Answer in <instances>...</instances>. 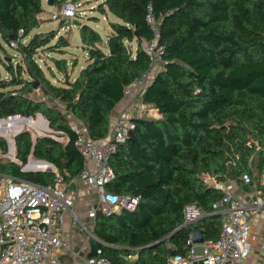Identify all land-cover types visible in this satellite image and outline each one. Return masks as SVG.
<instances>
[{"label": "trees", "instance_id": "16d2710c", "mask_svg": "<svg viewBox=\"0 0 264 264\" xmlns=\"http://www.w3.org/2000/svg\"><path fill=\"white\" fill-rule=\"evenodd\" d=\"M42 1L0 0V36L9 46L20 38L17 50L22 54L19 73L9 64L11 79L0 73V119L41 113L51 128L70 139H34L24 130L15 137L21 164L3 163L0 156V173L39 185L52 183L56 176L52 170L22 169L31 155L54 164L66 180L82 172L84 159L75 146L70 119L46 101L31 97L34 83L64 105L93 138L106 137L126 88L149 68L143 42L152 37L146 20L152 5L160 21L165 64L142 100L160 117L133 119L128 138L110 156L115 176L106 184L108 191L140 201L135 211H97L89 257L102 256L112 264H167L170 251L187 255L186 243L195 228L184 225L189 203L205 213L197 223L205 238L217 239L222 216L214 213L213 204L223 192L215 183L234 181L243 192L262 186L254 168L261 176L264 0H104L102 11L107 6L119 20L110 22L105 49L101 33L90 23L78 22L89 59L74 80L64 56L70 45L65 35L40 32L24 42L41 24ZM21 29L24 34L19 37ZM39 49L60 55L52 60L64 75L61 85L53 83L37 62ZM8 149L7 140L0 137V152L6 154ZM244 174L249 175V183Z\"/></svg>", "mask_w": 264, "mask_h": 264}, {"label": "built area", "instance_id": "2783aa9c", "mask_svg": "<svg viewBox=\"0 0 264 264\" xmlns=\"http://www.w3.org/2000/svg\"><path fill=\"white\" fill-rule=\"evenodd\" d=\"M78 5L68 0L62 5L61 13L74 15ZM146 20L152 32L151 39L143 42V50L149 57V68L126 88L109 134L104 138H93L88 128L68 112L70 129L76 135L75 146L84 159L82 172L66 180L54 164H46L42 168H50L56 174L54 181L47 185L0 173V264H62L60 250L72 252L69 241L61 236V229L66 213L75 214V196L70 190L73 183L81 182L88 188H94L97 205L88 214L93 220L98 210L109 213L122 209L135 211L138 207V197L108 191L106 184L115 176L109 163L110 156L128 138L135 126L133 119L157 118L159 114L156 108L142 100L148 85L165 64L166 49L160 42V21L152 5L148 6ZM23 34L21 29L19 37ZM20 40H13L10 46L17 49ZM57 134L53 138L61 142L70 139L63 131L58 130ZM243 178L246 183L250 182L248 174H244ZM261 182L262 186L254 192L241 191L234 181L216 182V188L223 192V196L213 204L214 213L222 216L219 237L196 244L193 230L186 243L188 254H173L167 264H264V234L254 227V221L264 212V166ZM204 216V211L197 204L189 203L184 208V225L197 226ZM88 232L90 237L95 238L93 226ZM257 243L260 244V257L251 261ZM101 253L102 250H98V254ZM85 264L112 263L102 256H88Z\"/></svg>", "mask_w": 264, "mask_h": 264}, {"label": "rangeland", "instance_id": "374dc122", "mask_svg": "<svg viewBox=\"0 0 264 264\" xmlns=\"http://www.w3.org/2000/svg\"><path fill=\"white\" fill-rule=\"evenodd\" d=\"M73 1L79 4L77 7L78 11H76L74 15L65 16L61 13V7L64 4L63 1L52 0V3H50V0H43V11L39 15L41 24L38 28L34 29L28 37L24 39V42L26 43L35 33L50 31H55L59 35H65L70 40V45L67 48V53L64 55L67 59H69L68 68L70 71V80H74L79 75V72L87 65L89 59L88 51L83 48L78 22L80 21L83 23H90L93 27H95L102 35L103 43L101 44V46L105 49L109 34L111 32L110 22L119 20L118 17H116L108 10L107 6H104L105 11H102L101 7L104 3V0ZM53 42H55V39L53 40ZM53 56L60 57L59 54L52 53L48 49H39V51L35 55V58L37 62H39L40 66L44 69L46 76L53 83L61 85L64 80V75L58 72V70L55 68V64L52 60ZM75 60H77V66L73 69L72 62ZM21 62L22 56L20 52L17 49L7 45L0 36L1 77L10 80L12 75L7 70V65L9 64L11 67L13 66V68L17 70ZM17 72L19 73L18 70ZM23 75L25 77H28L27 73H24ZM30 96L35 98L36 100H44L50 106L60 109L59 111H61L65 116L68 115V111L66 110L64 105L53 99V97L45 94L39 87H34V91L30 94ZM33 118L36 121L35 126H30L27 123L22 122V120H18L17 122L20 123V125L24 124L25 128H29L34 139H36L38 136H58V130H54L53 128H51L49 123L46 122L45 118H43L40 113H38ZM46 128H48V130H46ZM1 155L2 154H0V156ZM10 157L12 156H3V158L7 160H10ZM17 163L21 164L20 162ZM22 169L25 170V165L22 166ZM48 169L50 170V168H46V170ZM254 172L257 179L260 178L262 181V172L261 176L258 169L254 168ZM206 179L209 183L214 182V180L209 178V176H206ZM253 250L254 252L252 258L250 259L251 261L260 257V244H255V248Z\"/></svg>", "mask_w": 264, "mask_h": 264}, {"label": "crops", "instance_id": "0c3cea01", "mask_svg": "<svg viewBox=\"0 0 264 264\" xmlns=\"http://www.w3.org/2000/svg\"><path fill=\"white\" fill-rule=\"evenodd\" d=\"M120 108H121V103L118 104V106L113 111L111 121H113L118 116ZM42 116L43 118H45L47 122L48 121L47 118L44 115ZM158 117H160V114H158L157 118ZM33 119L29 118L27 120H24L21 117H16L15 119H12L9 122H5L0 119V137H3L7 140L9 147L8 152L6 154H2L0 152V154H2L1 156L9 155L12 156L10 157V160L15 162H20L17 158L15 134L19 131H24L25 129H29V128H25L24 124L20 125V123H18L17 121L22 120V122L27 123L30 126H35L36 121ZM29 121H31V123ZM10 123H12L11 126H9ZM46 130H48V128H46ZM32 156L33 155L29 157L31 159L30 163L44 164L43 162H41L42 159H36L33 158L34 156L33 157ZM4 160H6V162L8 161L7 159L3 158L2 162ZM45 166L46 164H44V167ZM43 168H40L38 171H45ZM70 190L73 192L75 196V206H74L75 214L71 212L66 213L61 229V236L64 240L69 241L72 248V252L66 253L63 250H60V258L62 264H85V258L89 256L91 249V241H90L91 237L88 232V229L92 228V226L94 227V223H95V220L89 218L88 214L89 211L92 210L97 205V194L94 188H88L84 186L81 182L71 184ZM263 218H264V212H262L254 221L255 229L259 230L261 234H264ZM78 253L79 256L77 255Z\"/></svg>", "mask_w": 264, "mask_h": 264}, {"label": "water", "instance_id": "95a60500", "mask_svg": "<svg viewBox=\"0 0 264 264\" xmlns=\"http://www.w3.org/2000/svg\"><path fill=\"white\" fill-rule=\"evenodd\" d=\"M50 3H52V0H50ZM136 34L138 35V32H137ZM34 86H35V87H38V86H39V83H38V82H35V83H34ZM16 117H21V118H23L24 120H27V119H29V118L33 119V117H24V116H22V115H13V116H10V117H8V118H1V120L5 121V122H9V121H11L12 119H15ZM47 122L49 123V121H47ZM25 130L30 131L29 129H25ZM21 132H22V131L17 132V133L15 134V137H16L19 133H21ZM32 157H33V156H32ZM33 158H35V157H33ZM30 161H31V159L29 158L28 163L25 164V170H27V171H38L39 168H35V169L27 168V166L29 165ZM3 162H6V160H4ZM41 162H43L44 164H50V165L53 166L52 163H50V162H48V161H46V160H42ZM205 240H206V238H205L204 231H203L199 226H195V228H194V234H193V241H194V243H196V244H201V243H203ZM173 254H174V253H173L172 251L169 252L170 257L173 256Z\"/></svg>", "mask_w": 264, "mask_h": 264}, {"label": "bare ground", "instance_id": "6f19581e", "mask_svg": "<svg viewBox=\"0 0 264 264\" xmlns=\"http://www.w3.org/2000/svg\"><path fill=\"white\" fill-rule=\"evenodd\" d=\"M30 123H31V121H29ZM34 123V122H33ZM12 125V123H10L9 124V126H11ZM3 127V126H2ZM13 141V140H12ZM42 168V167H44V164H42V163H37V164H35V163H29V165L27 166V168Z\"/></svg>", "mask_w": 264, "mask_h": 264}]
</instances>
